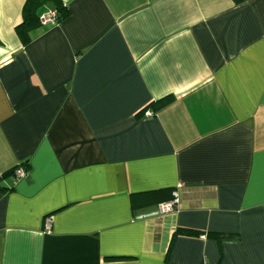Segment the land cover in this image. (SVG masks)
Returning <instances> with one entry per match:
<instances>
[{
	"label": "crops",
	"instance_id": "0c3cea01",
	"mask_svg": "<svg viewBox=\"0 0 264 264\" xmlns=\"http://www.w3.org/2000/svg\"><path fill=\"white\" fill-rule=\"evenodd\" d=\"M25 1L0 0V264H264V0H49L23 44Z\"/></svg>",
	"mask_w": 264,
	"mask_h": 264
},
{
	"label": "trees",
	"instance_id": "16d2710c",
	"mask_svg": "<svg viewBox=\"0 0 264 264\" xmlns=\"http://www.w3.org/2000/svg\"><path fill=\"white\" fill-rule=\"evenodd\" d=\"M49 0H26L23 6V20L22 22L16 27V32L23 44H27L32 38L33 30L39 24V9ZM57 12H58V20L63 18L66 15L65 9L61 5H57ZM170 97L163 98L157 100L155 103L151 105L154 106L155 109H158L167 103L170 102ZM174 191H172L173 194ZM169 201V200H168ZM166 202V201H163ZM162 203V202H160ZM159 203V204H160ZM178 232L183 233L186 230H178ZM219 238L222 236H218Z\"/></svg>",
	"mask_w": 264,
	"mask_h": 264
},
{
	"label": "built area",
	"instance_id": "2783aa9c",
	"mask_svg": "<svg viewBox=\"0 0 264 264\" xmlns=\"http://www.w3.org/2000/svg\"><path fill=\"white\" fill-rule=\"evenodd\" d=\"M57 22H58V12L56 9L55 10L47 9L39 13V23L41 25L52 26V25H55ZM146 114L151 115L152 112L146 111ZM26 175H27V171L21 166H17L13 170L12 178H13V181H16L17 179L25 177ZM178 202H179L178 195L174 191L172 194V199L158 204V209L160 212H163V213L172 211L177 206ZM203 264H208V263L204 262Z\"/></svg>",
	"mask_w": 264,
	"mask_h": 264
}]
</instances>
